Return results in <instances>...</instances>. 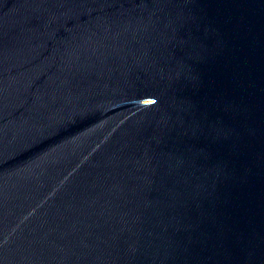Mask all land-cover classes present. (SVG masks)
I'll use <instances>...</instances> for the list:
<instances>
[{
    "label": "water",
    "instance_id": "95a60500",
    "mask_svg": "<svg viewBox=\"0 0 264 264\" xmlns=\"http://www.w3.org/2000/svg\"><path fill=\"white\" fill-rule=\"evenodd\" d=\"M0 264H264V0H0Z\"/></svg>",
    "mask_w": 264,
    "mask_h": 264
}]
</instances>
